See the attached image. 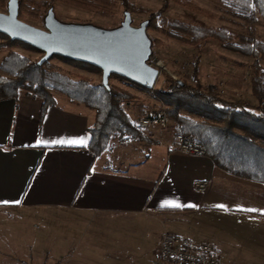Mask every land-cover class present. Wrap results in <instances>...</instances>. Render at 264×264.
<instances>
[{
  "label": "crops",
  "instance_id": "obj_1",
  "mask_svg": "<svg viewBox=\"0 0 264 264\" xmlns=\"http://www.w3.org/2000/svg\"><path fill=\"white\" fill-rule=\"evenodd\" d=\"M252 14L253 24L264 26L258 11ZM56 98L43 118L42 101L24 91L0 101L1 256L16 255L15 227L32 220L20 211L27 209L70 221V250L56 253L58 264H164L165 233L210 244L221 264H264L262 184L179 152L174 124L143 130L148 141H112L96 156L89 134L96 112Z\"/></svg>",
  "mask_w": 264,
  "mask_h": 264
},
{
  "label": "trees",
  "instance_id": "obj_2",
  "mask_svg": "<svg viewBox=\"0 0 264 264\" xmlns=\"http://www.w3.org/2000/svg\"><path fill=\"white\" fill-rule=\"evenodd\" d=\"M7 1L0 0V10L6 11ZM52 1H61L89 11L118 7L115 0ZM20 3V19L34 22L41 20L44 15L39 7L48 10L52 5L46 2L37 6L32 0H20ZM164 3L161 10L152 12L138 9L129 0H122L124 10H129L132 14H150V32L161 33L190 46H200L209 40L220 42L231 50L253 57L252 95L258 101L257 107L242 102H228L217 94L213 86L205 89L199 83L193 86L170 79L168 89L160 96L167 105L170 120L174 122L176 136L192 135L204 150L205 157L212 160L218 169L230 176L264 186V67L261 66V62H264V42L237 34L225 27L186 24L177 19L165 18L163 13L168 0H164ZM227 3L244 16L257 10L264 18V0H227ZM186 5L192 6L188 0ZM0 38L5 40V46L12 48L21 45L38 51L24 43L11 41L3 34H0ZM154 44L157 46L159 42L155 40ZM54 58L98 71L102 75L100 69L91 65L57 56L39 67L36 64L38 61L33 62L12 51L0 63V101L17 99L20 92L24 91L28 96L42 101L43 118L48 108L57 103L53 92H59L71 102L94 110L96 120L89 134L90 149L96 156L107 151L114 140L148 141L125 111L124 105L130 104L134 98L130 92L114 85L108 91L102 82L93 85L92 80L87 77L73 79L50 63ZM111 78L127 81L144 92H151L125 78L116 75ZM242 84V77H236L227 83L236 89H241Z\"/></svg>",
  "mask_w": 264,
  "mask_h": 264
},
{
  "label": "rangeland",
  "instance_id": "obj_3",
  "mask_svg": "<svg viewBox=\"0 0 264 264\" xmlns=\"http://www.w3.org/2000/svg\"><path fill=\"white\" fill-rule=\"evenodd\" d=\"M32 1L37 6L46 2L52 3L55 6L58 17L67 22H90L111 28L119 25L124 19L125 10L123 9L122 0H115L118 5L117 9L101 8L98 11L85 10L61 1ZM188 1L192 6L186 5V0H168V6L163 16L177 19L186 24L209 25L216 28L225 27L232 32L252 37L253 39L264 37V26L260 25L261 22L259 25H254V15L252 13L248 16L242 15L239 11L231 8L227 0ZM129 2L138 9H147L152 12H158L165 4L164 0H129ZM39 8L42 13L47 11L44 8ZM0 11L5 12L3 10ZM149 15V13H133V24L139 26L141 22L149 19ZM23 21L42 28L41 20L34 22L23 19ZM149 34L154 41L157 40L159 42V45H154V51L160 61L158 67L161 69V75L155 88L150 90L151 92H141L132 89L129 85L131 83L127 81L118 78L110 79V86L114 85L125 89L134 96L132 102L124 105V108L130 120L140 132L146 130L138 127V120L141 117L156 112L161 107H165L164 109L167 113V105L160 94L168 89L170 79L180 83L186 82L193 86L199 83L205 89L213 86L216 88L217 94L228 102H242L249 106H258L257 99L252 95L251 86L253 57L245 56L240 52L229 49L220 42L211 40L200 46H190L161 33L149 31ZM0 45H2L0 46V63L12 51L27 57L33 62L38 61L42 57V53L27 49L21 45L12 48L5 46V40L2 38H0ZM50 63L73 79L87 77L92 80L93 85H98L101 82L102 75L98 71L66 62L59 58L52 59ZM261 66L264 67V62H261ZM236 77H242L243 79L241 89L227 85L228 82L233 81ZM53 95L55 100H57L56 96L60 97V100L64 97L67 98L59 92H53ZM67 99L70 101L69 98ZM173 124L174 122L170 120L166 128L160 129L169 130V127ZM112 144L117 145L122 144V142L114 140ZM20 211L22 215L32 220L26 221L24 219L26 221L24 224L21 226L16 225L14 233L16 239L13 241L14 250L10 251V253L16 252V255L13 253L8 256L0 255V261H7L4 264H58L56 260L60 259V257L56 253L60 252V250L64 252H69L70 250V232L72 231L70 221L27 209ZM69 217L68 215L67 218L69 219ZM85 241L84 239L77 243V246L74 247V254L82 252V245H85ZM3 242V239L0 238V247H5Z\"/></svg>",
  "mask_w": 264,
  "mask_h": 264
},
{
  "label": "water",
  "instance_id": "obj_4",
  "mask_svg": "<svg viewBox=\"0 0 264 264\" xmlns=\"http://www.w3.org/2000/svg\"><path fill=\"white\" fill-rule=\"evenodd\" d=\"M20 9V0L7 1L6 11H0V34L40 51L37 66L57 56L100 69L102 85L108 91L113 75L148 90L155 88L161 69L149 34L150 19L135 26L132 13L125 10L121 23L111 28L67 22L58 17L52 4L42 16L40 28L20 19Z\"/></svg>",
  "mask_w": 264,
  "mask_h": 264
},
{
  "label": "built area",
  "instance_id": "obj_5",
  "mask_svg": "<svg viewBox=\"0 0 264 264\" xmlns=\"http://www.w3.org/2000/svg\"><path fill=\"white\" fill-rule=\"evenodd\" d=\"M165 107L157 109L138 120L140 129L166 128L170 119ZM177 149L186 155L204 157L205 152L192 135L179 134L176 136ZM198 191H204L207 184L196 182ZM159 258L164 264H221V260L215 254L210 244L196 246L185 237L172 233H165L162 236L159 246Z\"/></svg>",
  "mask_w": 264,
  "mask_h": 264
},
{
  "label": "snow or ice",
  "instance_id": "obj_6",
  "mask_svg": "<svg viewBox=\"0 0 264 264\" xmlns=\"http://www.w3.org/2000/svg\"><path fill=\"white\" fill-rule=\"evenodd\" d=\"M79 143H83V141H80Z\"/></svg>",
  "mask_w": 264,
  "mask_h": 264
}]
</instances>
